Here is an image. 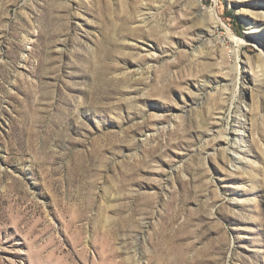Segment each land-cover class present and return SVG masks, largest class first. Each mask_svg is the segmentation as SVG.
Listing matches in <instances>:
<instances>
[{"label": "rangeland", "instance_id": "374dc122", "mask_svg": "<svg viewBox=\"0 0 264 264\" xmlns=\"http://www.w3.org/2000/svg\"><path fill=\"white\" fill-rule=\"evenodd\" d=\"M0 264H264V0H0Z\"/></svg>", "mask_w": 264, "mask_h": 264}, {"label": "bare ground", "instance_id": "6f19581e", "mask_svg": "<svg viewBox=\"0 0 264 264\" xmlns=\"http://www.w3.org/2000/svg\"><path fill=\"white\" fill-rule=\"evenodd\" d=\"M206 14L208 15V17H210L212 23L215 26L222 25L225 28L226 34L228 35L229 39L233 40L234 42H242L241 39L237 38L233 33H231L230 30L221 22V20L219 19V17L217 16V14H216V12H215V10L213 8H208ZM238 121H239V119H238ZM237 131H239V129ZM236 139L239 140V141H242L243 137L241 135L240 136L236 135ZM225 149H226V151L230 150L232 152V154L233 153L235 155L238 154V153H236V150L234 148H229L228 146H226Z\"/></svg>", "mask_w": 264, "mask_h": 264}, {"label": "trees", "instance_id": "16d2710c", "mask_svg": "<svg viewBox=\"0 0 264 264\" xmlns=\"http://www.w3.org/2000/svg\"><path fill=\"white\" fill-rule=\"evenodd\" d=\"M228 17L230 18V21H231L230 24L235 34L240 37L243 36L242 27L240 23L238 22L237 18L233 16L232 14H230Z\"/></svg>", "mask_w": 264, "mask_h": 264}]
</instances>
